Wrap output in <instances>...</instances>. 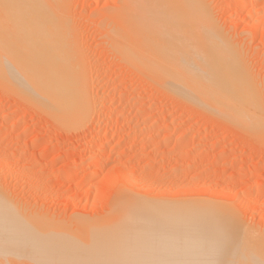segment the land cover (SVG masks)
<instances>
[{
	"label": "rangeland",
	"instance_id": "374dc122",
	"mask_svg": "<svg viewBox=\"0 0 264 264\" xmlns=\"http://www.w3.org/2000/svg\"><path fill=\"white\" fill-rule=\"evenodd\" d=\"M203 1H199L206 6L203 10H207L206 13L209 11V20L212 22L214 19L212 23L220 29H215L216 32H222L224 37L220 40L226 42L222 44L224 49H220L225 53L221 55L220 52L223 61L220 56L217 65L223 64L225 73H230L240 86L242 95L235 97L239 106L236 112L245 111L243 115L255 113L257 117H262H256L255 121H260L263 128L253 125L256 129H251L252 126L246 124L249 119L240 123L243 126L234 124L232 121L236 120L233 117L232 121L228 119L229 115L234 114L233 109L229 110L230 113L228 109L222 108V113L219 114L209 105L200 104L199 100L185 99L187 95L184 97L183 93H180L183 84L176 86L178 80H174L173 85L163 84L158 79L159 86L155 83L156 80L151 81V76L141 74L143 72L138 67L144 62H141L144 57L155 55L158 64L166 65L165 67L170 69V64L175 65L176 62L173 59L179 58L176 55L182 52L186 59L190 60V54H194L196 50L194 44L199 46L198 38L190 41L188 36V44H193L192 49L187 45L191 53L189 49L185 51L182 45V49L178 47L180 44L177 45L176 42L184 44L187 42V35L184 34L185 40L183 35L178 36L183 32L178 31L179 34L173 36L176 28L167 15V18L162 20L164 23L172 22L170 27L174 25L173 32H166L169 31L167 25L166 30L163 26L162 30L156 27V33L155 27L150 25L147 33L137 38L138 33L134 36L125 28L123 0H60L63 5L60 7L64 8L65 13L62 11L61 22L63 27L66 23L70 25L67 24L64 30L70 27L67 30L69 33L66 31V34L68 39L73 41V45L69 43L74 48L70 50V54L76 58L80 53L78 56L81 57L80 60L78 56L76 60L71 59L82 65L80 66L83 72L79 66L82 72L81 81L82 78L85 81L82 83L86 85L84 88L90 107L80 122L63 127L56 122V117L44 112L47 111L44 107L34 101H26L15 92L11 93V89H16L14 83L5 82L7 86L0 84V193L5 192L8 203L13 199L10 203L15 205H12L15 209H11L12 211L17 214L25 211L23 217L29 219L28 216H31L33 219L29 220H35V223L47 220L44 225L51 224L55 229L62 226L61 222L64 221L68 226L58 230L63 231L65 236L71 232L69 226L74 228L73 221L76 222L80 218L78 215L82 216L80 219L90 217V220L93 217L92 221H95V218L100 222L107 219L113 213L111 209L116 198L149 196L150 199L164 203L170 200L173 202L175 198L180 203L185 200L197 202V199L202 198V201L218 203L219 200V204L228 205L239 214L237 217L242 223L250 226L255 233L258 231L256 234L264 235V0ZM159 4L160 8L167 7L161 2ZM160 8L158 13L162 14H158V17L166 14L163 12L166 8ZM162 20L158 19V22ZM175 20V24H178L182 19ZM182 23V26L186 25L185 20ZM116 25L120 27L116 29ZM158 25L160 26V23ZM181 25H177L180 30ZM158 29L170 35L164 36L165 33L163 35ZM184 33H187V30ZM190 36L194 39V35ZM132 37L136 38V41ZM167 49L176 51L171 53L173 50L170 52ZM208 49L207 46L199 49L207 55V59L203 53L198 54L197 50L194 57L197 56L200 61L203 59L202 63L207 66L209 72L208 62L212 57V50ZM139 53L144 57L141 58ZM226 54L231 59L230 66L226 65ZM198 55L204 57L200 58ZM189 65L191 68L194 65L195 68V63ZM171 67L173 69V66ZM193 72L198 73L194 70ZM213 74L210 71V75L217 77V74ZM212 76L211 88L216 85ZM8 86L10 89L6 88ZM243 98H247L248 105L239 102ZM250 99L254 100L249 102ZM225 113L229 114L228 117ZM235 191L239 193L238 197H234ZM18 207H24L25 210L23 208L20 212ZM26 208L29 210L28 214ZM32 210L41 214L36 215ZM27 218L23 219L27 221ZM70 219L72 220L69 221ZM66 227H69L68 230ZM65 230L70 232L65 233ZM77 231L82 232L81 229ZM60 234L62 236V232ZM45 235L46 233H40L39 237L43 238ZM54 235L56 238V234ZM80 243L78 245H81ZM49 244L46 243L47 248L50 247L46 253L50 257L52 254L49 251L57 250L60 245L57 249L56 245L53 246L51 250L52 244ZM62 251L69 252L65 248ZM58 253L59 251L55 256ZM50 260L43 259L42 263L50 264L53 261ZM201 262L200 260L199 264ZM218 262L213 261L212 264H219ZM256 262L259 263L258 260ZM52 264L57 263L53 261Z\"/></svg>",
	"mask_w": 264,
	"mask_h": 264
},
{
	"label": "bare ground",
	"instance_id": "6f19581e",
	"mask_svg": "<svg viewBox=\"0 0 264 264\" xmlns=\"http://www.w3.org/2000/svg\"><path fill=\"white\" fill-rule=\"evenodd\" d=\"M123 1L124 4L122 3V10L125 12L124 17H126V19L124 18V23H126L125 28H127V30H129L134 36L135 34H139L137 38L143 36L147 33L150 25L155 27L156 33H158L156 27L161 28V30L164 27L163 29L166 30L165 27L168 25L167 27L169 28L167 29H169V31L166 30V32L171 33L170 30L173 32L174 28H176V32L172 33L173 36L179 34L177 33L178 31L181 33L183 32L178 36L183 35L182 37L185 40L184 34L187 35V40H185L187 42L184 44L176 42L177 45L178 43L180 44L178 47L181 49L182 46L185 47L187 45L192 49L193 44H188V38L190 37V41H195V39L198 38L199 46L197 47V45L194 44V48L196 47L197 51H199V49H204L206 46L207 49L208 46L211 48L209 49L212 50V53H210L212 54V57L209 62V59L207 60L208 65L210 66L208 69H210L215 76L217 74V77L210 75V71H207V66L202 63L203 59L200 61L197 56L194 57V54H197L196 50L193 49L195 50V53L192 50L194 53L192 54L190 51L191 49H189L190 47L188 46V48L183 47V49H186L185 51H188L187 49H189L191 53L189 54L194 59L192 57H190L192 60H189V58L186 59V55L181 52V54L176 55L179 57L177 60L176 58L171 57V59L174 58L173 60L176 62H173L175 65L170 64V69L166 68L165 64V66L158 64L155 55L152 56L149 53V57H144V55L139 53L140 56L142 55L141 58H145L141 59V62H144L140 63L141 65L139 64L140 67H138V69L140 68V71L143 72H140L142 75L145 73L151 76L154 79L150 78L151 81L155 82L156 80L155 83L157 85H159L158 79L159 82L161 80L163 84L166 83L173 85V81L178 80L176 86L180 83L183 84L182 92L180 93H183L184 95L182 94V96L184 97L187 95V98L185 97V99L191 101L199 100L198 102L201 101L200 104L202 103L204 106L209 105L215 113H222V108L228 109L227 111L233 109L236 112L238 110L239 106L236 103V98L240 95V86H238L237 80L229 75L230 73H225L226 69L225 67H222L223 64L217 65L220 56L223 54L221 50L222 48L224 49V47H222L224 46L222 44L225 42H222L224 37L221 34L222 32H216L219 29V26L217 27L212 23L214 22V19L212 22L209 20L210 16L208 15L210 13L208 11L207 13L209 14H207L205 12L207 10H203L206 6L199 2L201 0ZM159 2L167 6H161L163 9L166 8V12L163 10L166 14L162 17H158V14H162L161 12L158 13V8H160ZM60 3H62L60 0H0V84L6 85L5 82L14 83L16 89L15 91L11 89V93L15 92L16 95L24 98L26 101L36 102V104L47 109V111L44 112H49V114L56 117V122L59 123V125H62L63 127L64 125H67L66 127H68L75 123L77 124L86 116L89 111L90 101L84 88L86 85H83L82 83V81H84L83 78L81 81V73L83 72L82 65L78 64V61H72V59L76 60L80 53L77 56L75 55L76 58L74 55L73 58L70 54L72 51L71 49H74L72 48L73 46H70V44L73 45V41H70V38L68 39L66 34V31L69 30L68 28L70 27H68L67 30H64L69 24L66 23V26L63 27V22H61L63 16L62 11L64 8L61 9L62 7H60ZM63 4H65L64 1ZM200 4L201 6H199ZM67 15L69 14L67 13ZM166 15L170 18L169 20L173 22L171 23L175 25V27L173 25L174 28L171 26V29L170 21L167 20L168 22H163L164 20L162 19L167 18L165 17ZM67 17L70 18L69 16ZM158 19H161L162 21L158 22ZM175 19H182L178 23L179 25L185 20L186 23L184 24L186 25H181L180 30V26H177L178 24H175L174 22ZM159 23L160 26L158 25ZM123 26H125V24H123ZM118 27L116 25V29ZM182 28L184 29L182 30ZM161 30L160 33L162 32ZM184 30H187V33H184ZM120 31L123 32V30ZM162 33L164 35L165 32L163 31ZM190 34L194 35V39ZM168 35L170 34L165 33L164 36ZM132 38H129V40ZM221 38L222 40H220ZM133 40L136 41V38H133ZM133 40H131V42H134ZM142 41L143 40H141V42ZM135 44L136 43H134V45ZM167 50L170 51L171 49ZM75 51L77 52V50ZM174 51L176 50H173L171 53H175ZM201 53H203V51L198 52V54ZM186 54L188 53L186 52ZM203 55L205 54L203 53ZM223 55H225V53ZM202 56L199 57L202 58ZM205 56V59H207V55ZM230 56L235 57L234 55ZM229 58V56L226 57V62H228L226 65L230 66L229 61L231 59ZM80 59L81 57H79L78 60ZM235 59L236 58H234V60ZM187 60H189V63ZM81 61H79V63H81ZM221 61H223L222 56ZM190 63H195V68L194 65H192L191 68L189 65ZM79 66L81 67L82 72L80 71ZM171 66H173V69ZM193 70L198 73L194 74ZM210 76H212V79L214 78L213 81H215L214 83L216 84L212 88V84L210 85ZM6 88L10 89L9 86ZM232 95H234V97ZM236 95L238 96L236 97ZM243 99V101L240 100L239 102L247 103L248 105L247 98L246 100L245 98ZM253 100L250 99L249 102ZM243 103H241V105ZM95 106L97 105L95 104ZM14 111H16V109ZM223 111L225 112V109ZM229 112L231 113V111ZM235 112L232 115L225 113L227 114L226 117H228V115L231 117H228V119H231L232 121L233 117L238 122L235 123L236 121H232L234 124L238 125L244 120L247 121L249 119L250 121L246 124L252 126L251 129H256L253 125H260V128H263L260 121L259 123L255 121V118L257 117L254 115L255 113L243 115L245 111H242L241 113ZM258 117L262 118L260 116ZM240 125L243 126L242 124ZM247 126L246 128H248ZM159 127L162 128L161 125ZM115 171L119 172L117 170ZM3 193L5 194V192ZM4 194L0 193V264L2 262V264H5V262L8 264H44L45 259H51L57 264H67L69 262L71 264H79L81 262L84 264H193L194 262H198L196 264H199L200 260L202 261L200 264H210V262L212 264L213 261L216 263L218 260H220V262H218L219 264H257L256 260H258V264H264V235L262 233L261 236L259 235L260 233L256 234L258 231L255 233L250 226L248 227V225L246 226L242 223L239 220L240 218L237 217L239 214L237 215L235 210L236 214H234L233 209L228 207V205L219 204V200L218 203H213V201L210 200H208L210 202H206L202 201V198H199L201 199L200 201L195 198L198 200L197 202H194L193 200H185L180 203V201L177 202V199L175 198V200L172 199L174 200L173 202H170V200L168 201L170 203L166 201L164 203L159 202L156 199H150L148 198L149 196H144V198L141 196L142 198H137L135 196L120 197L122 195H119L120 198H116V202L112 205V215L107 217L104 221H96L97 218H95V221H92L94 220L92 219L93 217L88 220L90 217L86 219L84 216V219H80L82 216L78 215L80 218L76 222L73 221L75 225L71 223L74 225V228L69 226L72 228L68 227L69 230H71L70 232L67 231L68 228L66 227L67 230H65V233H70L65 234L64 236V233L61 230H63V227L68 226V223H64V221L61 220L63 221L61 222L62 226L57 227L58 229L62 228L60 230V232H62V237L59 230L54 228L55 226L48 223L47 225L46 223L44 225L45 220H40L41 222L38 221L39 223H35V220H29L30 218L33 219V217L28 216L29 219L25 215V217H23V212L25 211L22 209L24 207L22 209L21 207H18L20 212L22 210L20 214H17L14 210L12 211L11 209H15V205L12 204L14 206L12 207L10 203L13 199H10V202L8 203L6 195ZM233 195L234 197H238L239 193L235 191ZM17 206H19V203ZM27 211L29 210L27 209L26 212ZM32 212L34 213L33 210ZM30 214L31 212H29V215ZM34 214L37 215L41 213L36 212ZM52 216L50 217V220L52 219ZM23 218H27L28 220L26 221ZM99 218L102 219L101 216ZM37 219L39 220V218ZM71 220L72 219L69 221ZM63 223L65 225H63ZM59 224L58 221V225ZM45 226H49L50 230ZM76 229H81L83 233ZM47 230H54V232H49ZM74 232L77 235H75ZM40 233H46V238H42V236L39 237ZM54 234H56L57 239ZM52 238L56 239V241ZM46 240H48V242ZM51 240L53 242H51ZM82 241L84 242L83 245ZM68 242H70V244H68ZM46 243H50L49 246L52 244L51 250L53 246L55 247L56 245L55 248L57 249V246L60 245L58 246V249L60 248L59 250H54L55 252L59 251L56 256L60 255V257H56L55 254L57 252L53 254L54 251H49V253L53 255H50L51 258L47 256L48 254L46 252H48L47 250L50 247L47 248L48 245L46 246ZM79 243L82 246L78 245ZM63 247L65 250L67 249V252H70V255L69 252L66 253V251H62L64 249ZM4 257L6 261H4ZM43 259L44 263H42ZM73 261H75V263Z\"/></svg>",
	"mask_w": 264,
	"mask_h": 264
}]
</instances>
